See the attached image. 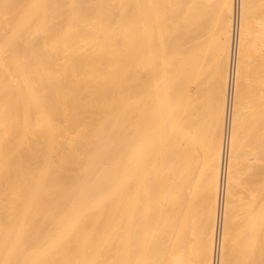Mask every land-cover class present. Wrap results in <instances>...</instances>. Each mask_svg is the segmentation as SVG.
Returning <instances> with one entry per match:
<instances>
[{
  "label": "bare ground",
  "instance_id": "1",
  "mask_svg": "<svg viewBox=\"0 0 264 264\" xmlns=\"http://www.w3.org/2000/svg\"><path fill=\"white\" fill-rule=\"evenodd\" d=\"M158 1L0 0V264H264V0Z\"/></svg>",
  "mask_w": 264,
  "mask_h": 264
},
{
  "label": "rangeland",
  "instance_id": "2",
  "mask_svg": "<svg viewBox=\"0 0 264 264\" xmlns=\"http://www.w3.org/2000/svg\"><path fill=\"white\" fill-rule=\"evenodd\" d=\"M168 1H170V2L168 3ZM168 1H166V0H163V1L159 0V1H158V2H160L159 5H158V9H159V7H160V10H161V9H164V10H162V11L159 10V11H160V12H159V16L161 15L162 17H159V16H158V19H159V21H163V25H164V26H163L162 24H160V22H158V23H159V27H160V28H158V31L161 30V31H159V34L161 33V35H165V34H166V36H161V35H160V36H161L160 41L163 39V40H162V42H163V41L166 39L164 42L167 43V44H169V42L172 41L169 45L166 44V46H164V45H165L164 42L161 43V42L159 41V43L161 44V47H160V48L163 47V48L161 49V51L164 50V48H167V49H165L164 51H162L163 53H167V52L170 53V52H173V50H172V48H174L173 45H174V44L176 45V43H177V39H176L175 37H176V36L178 37V32H177L176 29H174V28H176V27H175L176 25H174V24H176V20H175L176 18L173 20V18L175 17V14H174V13H176L175 11H177L178 6H177L175 3H173V2H174L173 0H168ZM171 1H172V5H171ZM166 2L168 3V5H167ZM174 4H175V6H174ZM166 6H168V8H167ZM171 6H172V8H171ZM176 6H177V7H176ZM161 7H162V8H161ZM174 7H175V8H174ZM215 7L217 8V6H216V5L214 6V9H213V12H212L213 14H211L212 17H213V15H214V13H217V12H215V9H216ZM166 8H167V9H166ZM173 8L176 9V10H174ZM116 9H117V8H116ZM165 9L167 10L168 14H167V12L165 11ZM211 9H212V8H211ZM168 10L170 11V15H169V11H168ZM181 10H184V8L182 7V8L180 9V11H181ZM216 11H218V9H217ZM162 12H163V15H162ZM165 12H166V13H165ZM172 12H174V13H172ZM182 12H183V11H182ZM184 12H185V10H184ZM184 12H183V13H184ZM171 14H172V16H171ZM173 14H174V16H173ZM166 15H167V16H166ZM168 15L171 16V18L168 17ZM164 16H165L166 20H165V18H163ZM216 17H217V14L214 15L213 18H216ZM160 18H162V20H161ZM169 18H170L171 21L169 20ZM213 18L211 19V17H210V19H211V21H209V22H210V25L208 24V26H206V27H208V28H212V30L214 29V28H213V27H214V22H213V21L215 20V19L213 20ZM163 19H164V20H163ZM167 20H168V21H167ZM209 22H208V23H209ZM171 23H174V24H173L174 26H173ZM211 23H213V24H211ZM166 24H167V25H166ZM169 24L172 25V26H170ZM206 24H207V23H206ZM161 25L163 26V28H162ZM165 25H166V26H165ZM211 25H212V26H211ZM167 26H169V29H170V28H171V29H170V30L167 29V28H168ZM164 28H166V30H164L165 34H164V32H163V29H164ZM172 28H173V29H172ZM171 30H175V31H172V32H171ZM168 31H169L170 33H169ZM206 31H207L208 33H207ZM209 31H210L209 29H208V30H207V29H204V33H205V34H203V35H204V40H205V42L207 41V39H210V38H211L210 36H211L212 31H210V32H209ZM173 32H174L175 34H173ZM162 33H163V34H162ZM176 33H177V35H176ZM171 34H172V35H171ZM206 34H207V35H206ZM174 35H175V37H174ZM255 35H256V36H259V38L256 37V36H254L255 39L258 38V39H257L258 42H257V40H255V41H256L257 44H258V45H257V44H256V45L259 46L260 32L257 31V32L255 33ZM169 36H170V37H169ZM163 37H166V38L164 39ZM168 37H169V38H168ZM172 37H173V39H172ZM206 37H207V38H206ZM209 37H210V38H209ZM167 38L169 39L168 41H167ZM170 38H171V39H170ZM175 39H176V40H175ZM174 40H175L176 42H174ZM166 41H167V42H166ZM208 41H209V40H208ZM208 41H207L206 43H208ZM255 41H254V43H255ZM162 44H163V46H162ZM168 47H169V49H170V52H169ZM254 48H255V45H254L253 49H254ZM258 48L260 49V46H259ZM194 49H195V48H194ZM166 50H167V51H166ZM254 50H255V49H254ZM257 50H258V49H256V50L254 51V55L256 54V52L259 53V51H257ZM165 51H166V52H165ZM260 51H261V49H260ZM194 52H196V50H194ZM207 57H208V55H207ZM207 57H206V59H208ZM206 59H204V60H205L204 62H206V63H204V64L208 66V64L210 63V60L208 59V62H209V63H208ZM207 63H208V64H207ZM207 66H205V67H206V69L209 71V73H206V72H205L206 69H204L205 67L203 66V68H202V69H203V70H202V71H203L202 74H203V75L206 74V76H205L206 78L209 76V77L207 78L208 81L205 80L206 78L204 79V81L207 82V83H206V84H207V88H210V87L212 86V84H213V82L211 81V80H212V79H211V78H212V70L209 69V66H208V67H207ZM204 72H205V73H204ZM207 75H208V76H207ZM209 79H210V80H209ZM209 82L211 83V85H210ZM208 86H210V87H208ZM210 91L212 92V88H211V89H208V92H210ZM194 93H197V90H196V89L194 90ZM211 94H212V93H211ZM211 94H210V93L207 94V96L209 97V98L207 97V100H209V99L211 100ZM209 95H210V96H209ZM250 96H251V95H250ZM251 97H253V96H251ZM247 98H249V95L246 97L245 100H249V99H247ZM255 98H256V97H254V99H255ZM254 99L252 98V100H254ZM250 100H251V99H250ZM255 100H256V99H255ZM219 116H220V115H218L217 117H219ZM207 118H208V117H206V118L203 120L205 124H207V120H206ZM208 121H209V118H208ZM220 121H221V118H220ZM220 121H219V118H218V119L216 120L215 124H214L215 126H214L213 128H214L215 130L211 133V134H213V133H214V134H213L212 136H211V134H209V137L211 136L210 138H212L213 143L215 142V143H217V144H218V142H219L218 140L220 139V138H219V136H220L219 134H220V131H221V127H220V126H221V123H219ZM217 122H218V124H217ZM240 122H241L242 124H240L238 135H239V137H240L241 135H242V136L239 138V139H240V142H239V143H241V140L244 138L243 136H245V138H246V135L249 134V137L247 136L248 139L246 138L245 140H243L242 145L240 144L241 147H245V146H246V147H245V148H240V147H239L240 149H238V151H237V158H236V161H237V163H238V164H237L238 167H240V168L243 167L242 169L245 171L246 174L243 173L244 176L242 175L241 178H239V180H238V178H236V179H237V181H240V180H241V181H242V180L245 181V182L242 181V188L244 189V191H242V193H241L242 196H243V198H244V200H249V201H252V202L254 201V202H255V200H256V199H255V198H256V191L254 192V190H256V187H255V186H256V180H255V179H256V175H255V174H256V170H255V169H256V167H255V166H256V165H255V164H256V155H255V156H251V157H252V158H251V157H249L250 155H248V154H249L250 152H251V153L256 152V150H255L256 147L253 148L254 146H256V143H255V142H256V134L254 133V135H253L254 137H251L250 133H248V132H249V129L247 130V128H246L247 126H246L245 124H243L244 122H243L242 120H240ZM219 125H220V126H219ZM218 127H219V128H218ZM244 127H245V129H244ZM213 128H212V130H213ZM242 128H243V130H242ZM212 130H211V131H212ZM217 130H218V131H217ZM245 130H246V131H245ZM240 132H241V133H240ZM244 132H245V133L247 132L248 134L246 133V135H244ZM216 133H217V134H216ZM218 133H219V134H218ZM215 135H216L217 138H218V139H217V142H216V139H213V138L216 137ZM205 137H206V136H205ZM250 138L252 139L251 141L249 140ZM254 138H255V139H254ZM205 139H206V138H205ZM207 139H209L208 136H207ZM198 140H199V141H198ZM253 140H254V141H253ZM196 141H197V142H196ZM196 141L194 142V147L197 146V147H195V149H196V151H197V158H198V159H197V160H198V171H199L200 174H201V173L204 174V175H201V176H203V177H200V178H201V179L204 178L206 181L211 182L212 184H214V181H215V178H214V174H215L214 169L217 168V162H215V159H214V157L216 156V155H215V152L213 151V150H214V149H213L214 145L212 144V146H213L212 149H213V150L210 151V153H209V157L206 158V153H205V151H204V150H205V149H204V144H203V146H202V142H200V138L196 139ZM245 141H248V142H251V143H248V142H245ZM198 142H199V143H198ZM200 143H201V144H200ZM205 143H206V141H205ZM215 143H214V144H215ZM254 143H255V145H254ZM244 144H245V146H243ZM249 144H253V147H252L251 145H249ZM200 146H201V147H200ZM202 147H203V148H202ZM248 147H250V148H248ZM214 148H216V144H215V147H214ZM252 148H253V149H252ZM202 149H203V150H202ZM200 150H201V151H200ZM245 150H246V152H245ZM247 150L250 151V152H247ZM253 150H254V151H253ZM199 151H200V152H199ZM241 151H242V152H241ZM238 152H239V153H238ZM240 153H241V154H240ZM242 153H243V154H242ZM247 153H248V154H247ZM199 155H200V156H199ZM204 155H205V157H204ZM212 155H213V156H212ZM241 155L244 156L245 158H248V159H245V158H244L245 160H247V162H246V161H245V162H246L247 166H248V163H249L250 165H249L248 167H251L252 169H251V168L248 169L247 166H246V164H244V159H243V158H239ZM247 155H248V157H246ZM198 156H199V157H198ZM242 156H241V157H242ZM212 158H213L214 160H213ZM249 158H250V159H249ZM203 159H204V160H203ZM209 160H212V161H209ZM216 160H217V159H216ZM200 161H201V162H200ZM204 161H205V162H204ZM208 161L210 162L209 165H212L211 167L209 166V169H210V170L208 169V167H207V165H206L207 163H209ZM213 161H214V162H213ZM242 161H243V162H242ZM251 161H252V162H251ZM260 161H261V159H260ZM240 162H241V164H239ZM203 164H204V166H203ZM251 164H252L253 166H252ZM237 165H236V166H237ZM242 165H243V166H242ZM204 167H207V168H204ZM200 168H201V169H200ZM202 168H204V169H202ZM245 169H247V170H245ZM204 170H205V171H204ZM251 170H252V171H251ZM254 170H255V171H254ZM203 171H204V172H203ZM249 171H250V172H249ZM206 172H207L208 174H207ZM211 172H213V174H212ZM251 172H252V173H251ZM209 173H211L212 175H209ZM251 174H253V175H251ZM207 175H208V176H207ZM251 176H252V177H251ZM208 177H209V180H208ZM237 177H239V176H237ZM213 178H214V180L212 181ZM253 178H254V179H253ZM201 179H200V180H201ZM210 179H211V180H210ZM236 179H235V180H236ZM247 179H249V180H247ZM246 180H247L249 183L247 182V184H245V183H246ZM251 180L254 181V182H252ZM237 181H236V182H237ZM250 181H251V182H250ZM253 183L255 184V186L253 185ZM246 185H248V188H247ZM250 185H251V186H250ZM252 186H253L254 188H253ZM242 188H241V189H242ZM252 188H253V189H252ZM243 189H242V190H243ZM246 189H247V190H246ZM248 190H249V191H248ZM250 190H251V191L253 190V191L250 192ZM246 191H247L248 195H247ZM244 192H245V194H246L245 197H244V195H245ZM249 192H250L251 194H250ZM249 194H250L251 196H250ZM247 196H249L250 198H247ZM147 198H148V197H147ZM253 198H254L255 200H254ZM148 199H149V198H148ZM148 199H146V200H147V204L149 205L150 200H148ZM251 199H252V200H251ZM147 204H146V202H145V205H147ZM148 205H147V206H148ZM147 206H145V207H147ZM148 207H149V206H148ZM148 207L146 208V210L148 209L147 211H148V213H150L151 210H150V208H148ZM147 211H146V215H148ZM148 218L150 219V214L148 215L147 219H148ZM149 219H148V221H149ZM156 232H157V230L155 231V233H156ZM152 241H154L153 238H152ZM150 242H151V241H150ZM152 245H153V242H152Z\"/></svg>",
  "mask_w": 264,
  "mask_h": 264
},
{
  "label": "built area",
  "instance_id": "3",
  "mask_svg": "<svg viewBox=\"0 0 264 264\" xmlns=\"http://www.w3.org/2000/svg\"><path fill=\"white\" fill-rule=\"evenodd\" d=\"M235 52V51H234ZM234 52H233V54H234Z\"/></svg>",
  "mask_w": 264,
  "mask_h": 264
}]
</instances>
